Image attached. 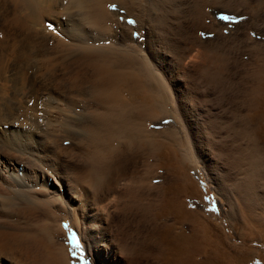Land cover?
Wrapping results in <instances>:
<instances>
[{"label":"bare ground","instance_id":"bare-ground-1","mask_svg":"<svg viewBox=\"0 0 264 264\" xmlns=\"http://www.w3.org/2000/svg\"><path fill=\"white\" fill-rule=\"evenodd\" d=\"M250 1L247 0V2ZM256 1L254 4L257 3ZM60 2L63 1L0 0V264H27L28 262L32 264L35 260L33 251V257L27 256L25 248L21 246L22 228H19L18 215L8 209L10 204L21 208L23 211L37 212L42 216V235L47 244L49 256L53 259L51 262L55 264H70L67 243L64 244L67 242L66 231L68 229L61 227V221L64 220L69 222L76 240L84 243V252L88 264H135L139 262V258H143V260L146 257H148L147 259L152 258L150 255H156L155 259L159 256V264H198V254L203 250L205 261H201V264H214L215 262L217 264L222 262L255 264V256L250 257L245 262V254L240 255V252L237 255L229 253L226 250V243L224 244L219 235L211 240L202 234V241L198 240V220H200L201 213L210 215V217L216 214L207 211L208 202L203 199L198 201L193 197L194 209L189 211L184 210L183 202L181 204L179 201L180 193L185 194L188 190L189 192L197 190L195 184L194 188L192 187L191 181L189 189L186 179L181 178V174L186 171L188 166L185 168L182 161L178 159H183L186 153L190 154L188 159H192L190 160L192 163L187 161L192 166V173L195 172L193 176L196 179L202 177L200 174L207 175L209 173V179L215 183L214 188H211L220 199L223 188L219 184L218 170L215 171L208 165H212L210 159H213L215 154L217 156V153L213 155L214 147H212L213 150L208 148L210 143H207L205 139L203 140L204 129L201 128L200 116H204V114L195 110L193 100H191L192 94H186L184 90L188 87L184 68L187 63H192L193 59L198 58L199 54L204 55V50L202 54L195 47L189 46L184 50V46L181 49V46L178 47L179 45L175 44L172 33L165 29L167 27H162L164 20L168 24L172 21L173 15H175V19L177 18L184 1L99 0L94 2L92 0L91 8L86 6L87 10H93L91 18L94 27L93 25L92 28L88 26L91 30V40L95 42L107 41L108 38L103 36L104 34L100 30L111 37L110 44H108L109 42L107 45L93 43L95 46L89 45L90 43H82L85 42L83 36L80 32H76L73 27L74 18L81 14V10H79L80 13H75L76 15L70 11H60ZM93 2L96 4L94 5ZM188 2L190 1L185 3ZM202 2L198 3V0H193L190 5H184L188 9L192 8V15L195 14L193 17L198 21V24L207 26L208 24L205 22L208 15L205 11L206 6L219 7L221 5L223 8L222 1L208 0L206 5ZM191 3H194L193 6ZM144 8L147 10L146 19L142 18V15L145 14ZM187 8L183 10L187 11ZM225 9L227 10V8ZM228 11L229 9L223 10L226 17L233 13ZM192 15L190 14V17ZM225 16L223 15V18ZM86 17L90 18V14L89 16L86 14ZM91 18H87L88 20L85 19V21L90 22ZM210 19L213 21L214 18ZM129 20L134 21V23H128ZM87 21L86 23H88ZM258 21L254 25L258 31L255 37L248 36L245 38L244 33L243 35L245 40L249 39L247 43L256 52L254 56L261 55L260 57H262L264 55V40L258 39L257 34L262 35L260 26L263 24ZM222 25V23L218 24V26ZM215 26L213 29H216ZM61 31L66 33L71 41L68 44L73 45H64L63 47L60 45L63 55L65 50L69 54L66 55V58L60 57L61 60H56L57 57H53L58 55L53 54L54 56L51 58L52 51L50 48L42 47L40 42L47 37L50 40L55 39L58 41L57 43L62 42V39L60 41L58 38ZM133 32L138 33L136 38L132 36ZM142 34L145 38L139 42ZM124 40H128L130 44L137 42L135 43L137 46L134 44L132 45L134 48L124 46ZM194 40L199 41L197 38ZM43 41L45 43V40ZM78 41H80L79 44H77ZM54 51L56 50L53 49ZM59 53H61L60 49L57 54ZM212 54L214 53L212 52ZM215 55L216 57L212 56L216 58H213L216 61L217 56H222V53ZM39 56H42V59H39ZM194 56L196 57L194 58ZM201 57L203 58V56ZM67 58H74V61L71 60L73 63L70 61L72 65L65 62ZM197 58L193 63L197 61ZM206 59L205 61H207ZM213 59L210 60L215 62ZM65 68H67L68 73H66ZM68 68L73 70L69 72ZM256 70L261 77L254 79V84L252 83L250 88L243 86L246 83L243 79L242 86L245 89H241V91L245 94L241 93V96L245 102L244 104L241 102V104L246 107L245 110L248 107L247 114L253 111L256 120H259L264 117V69ZM256 70L254 72H252L253 70L248 71L251 74H256ZM206 80L210 81V78ZM215 80L217 83L219 79ZM213 81L211 80V85L214 83ZM248 82L250 81L247 80ZM88 101L91 102L89 106L86 105ZM240 114L243 115V113ZM36 119L39 122L35 121ZM242 119L246 120L244 115ZM29 122L30 124L26 128V124ZM248 122H246V126ZM88 123H91L89 128H87ZM149 123L159 129L149 128ZM184 124L189 126L192 132L191 142H186L190 148V150L188 149L189 153L187 150L183 151L180 146L181 140L189 137ZM255 124L253 128L256 126L255 130L259 133V138L262 139L264 128L258 127L257 124L259 123ZM45 126L48 129L47 132L43 130ZM240 126L242 127L241 123ZM235 128L237 130L239 126ZM245 130L243 131L245 132ZM204 132L206 133V130ZM74 135L85 138L90 135V137L88 136V140H90L88 145H83L82 142L81 146L80 143L78 144L79 141L77 142V145H80L79 150L83 154L84 160L68 159L62 155L64 153L62 150H66L75 144L71 138H76ZM259 138L258 136L257 139L253 138L252 145L242 146L240 144L241 146L236 148V151L239 152V154L236 152L238 154L236 157L242 161L239 164L245 165V167L243 166L244 175L237 174L240 171L243 174L238 163L239 166L237 167L240 168H236L240 171L235 170L237 171L236 177L239 175L237 178H242L243 181L240 182L243 185L239 183L243 188L242 201L239 199V203H241L245 213L243 215L248 221L241 224L242 238L245 235L264 232V211L260 209V206L258 207L257 203V205L251 206L253 203L249 201L251 171L256 170L258 174H261L257 165L259 159H264V145L262 142V146L259 145L258 142L261 141ZM57 141H60L59 148L56 146ZM141 142L146 144L147 150H142L146 153L140 150L141 154H138L140 153L138 152L139 149H145L142 146L137 148L138 153H134L132 145L134 143L139 145ZM152 149L159 153L160 159H152ZM230 149L232 150L231 147ZM229 151H227L228 155ZM123 153L124 155L129 153L131 158L120 159ZM133 154L140 155L139 159L137 156L132 159L135 156ZM195 154L204 159L205 163L207 162L208 167L205 171L194 163V158L196 161L200 158ZM218 154L220 155V153ZM227 154L225 153L223 157H227ZM73 156L75 157V155ZM216 156L215 159L220 158ZM230 156L226 160L229 161ZM150 157L151 159H148ZM232 160L234 161V158ZM79 161L85 162L86 165L85 163H78ZM231 164L233 165V163ZM161 169L162 171L159 173L158 170ZM254 171L252 174L256 172ZM261 172H263L262 169ZM170 175H173L171 179ZM189 180L187 181L189 182ZM204 180L208 181L207 179ZM173 181L178 184V186L176 185L179 187L177 190L172 189L174 186L171 182ZM226 185L228 184L226 183ZM240 185L237 184L239 188L236 186L238 191L242 189ZM223 198H225V194ZM226 201L229 200L226 199ZM225 204L227 206L228 203ZM256 208L261 211H256ZM115 211H122L121 213L132 211L133 217L130 216L131 220L128 219L127 223L133 225L141 222L143 223L141 229L138 230V227L129 228L132 230L126 232V229H123L124 231L118 232L115 237L112 236L109 230L110 222H108L112 218L109 220L108 218ZM53 212L54 214L57 213V216ZM170 212L174 215L171 224L170 218L168 219ZM227 216L230 214H226ZM187 218L191 220V227L189 228L185 227L187 223L185 226L183 225ZM225 219L224 221L227 220ZM222 221L217 220L218 226H223ZM211 235L209 236L211 237ZM225 239L227 241L229 238L226 237ZM36 240L40 239L37 238ZM200 243H203V247L199 245ZM245 253L247 254V252ZM147 262L146 264H148Z\"/></svg>","mask_w":264,"mask_h":264},{"label":"rangeland","instance_id":"rangeland-1","mask_svg":"<svg viewBox=\"0 0 264 264\" xmlns=\"http://www.w3.org/2000/svg\"><path fill=\"white\" fill-rule=\"evenodd\" d=\"M61 1H63V2H60L61 4H62V6H61V4H60V8H59V10L60 11H70V12H72L73 14H78L77 12H79V10H81L80 12H81V14H78V15H76L75 17H77V18H74V22L76 23H74V25H73V27L75 28V30H76V32H80V34L83 36V41H85V42H82V43H84V44H89V45H94L95 46V44L97 45L98 43H99V45H107V43L108 44H110L111 43V37H109L108 36V34H106L103 30H100L101 32H103V36H105L106 38H108L107 39V41L106 40H102V41H92L91 40V38H90V28H88V26H91V28H92V25H93V20H92V18H91V16L93 15V10H91V9H86L87 7L88 8H91L90 6L92 5V0H61ZM67 1V2H66ZM89 1H90V3H89ZM94 2H98L99 0H93ZM182 1H184V3L182 4L183 5V7H181L182 9H180L179 10V12H178V14H177V18L175 19V15H171L172 16V21L171 22H168V24H167V21H163V22H165V24H163V22H162V27L164 26V28L165 27H167V28H165V29H167L168 31H170L171 33H172V38H173V40H174V42H175V44L176 45H179L178 47H180L181 49H183V47L185 46V48H184V50L185 49H187V47H195V48H198L199 50V52L201 51L202 52V54H203V50H204V55H201V54H199V52L197 53V55H198V58L196 57V56H194V58L196 57L197 58V61H198V63H197V61L196 62H194L193 63V61H195V59H193V61H192V63H187V65H186V67L188 66L189 67V69H188V67L186 68H184L185 69V78L187 79V83H188V87H186L184 90H185V93L186 94H188L189 93V95H191L192 94V96H191V100H193L192 101V103L194 104V107H195V110H197V112H201L202 114H204V116H200L201 117V119H200V124H201V128H203V129H201L200 127V129L201 130H203V133H204V137H206V138H204L203 137V140L205 139V141L207 142V143H210V144H208V148H210V149H212L213 150V148L212 147H214V149H215V151L213 150V155L215 154V153H217V156H219L220 158L218 159V157L216 156V154H215V156L217 157V159H215L214 157H213V159H210L212 162V165L211 164H208L211 168H213V170H215V171H217V173H218V175H219V184L221 185V187H223L222 188V197H221V199L218 197V195L215 193V191L213 190V188H214V182L212 183L211 182V180L209 179L210 177V174L208 173L207 175L205 174V175H203V174H200L201 176V178H197L196 179V177L195 176H193L194 175V173L195 172H193L192 173V166L190 165V163H192V161H190V160H192V159H188V156L190 155V154H187L186 153V155L183 157V159H178V160H180V161H182V163L184 164V167L185 168H187V166H188V168L186 169V171L184 172V173H182L181 174V178L183 179L184 178V180L188 183L187 184V186L189 187V189H190V184L191 183H193L192 184V187L194 188V184L197 186V190L195 191H190L189 192V190L185 193V194H183V193H180L179 194V201L181 202V204H182V202H183V209L184 210H186V211H189V210H191V209H194V203H193V197L194 198H196L198 201L199 200H205L206 202H208V206H207V211H209V212H214L216 215L214 216V215H212L211 217H210V215H204L203 213H201V215H200V220H198V240L200 239V241H202V237H203V235L205 234V237L206 238H209V239H215V237H217V235H219V238L220 239H223V241H224V244L226 243V250L229 252V253H231V254H234V255H237V254H239V252H240V255L243 253V254H245L246 255V257H245V262H247L248 261V259L250 258V257H253V256H255V264H264V232L263 231H260V232H258V233H256L255 235H248V236H244L243 238H242V234H243V232H242V225L241 224H243L242 222H248L246 219H245V217H244V215H245V213H244V211H243V209H242V206H241V203H239L240 201H239V199H241V197H242V192H243V188L241 187V185H243L242 183H240L241 181H242V178L241 179H238L239 178V175L241 174V176L242 175H244V172H245V170L243 171V166L245 167V165L243 164L242 166L239 164L240 162L242 163V161H240L241 159H237V155L239 154V152L238 151H236L237 149H238V147H239V145L240 144H242V146H246V144L247 145H252L251 143L253 142V138H256L257 139V136H258V138L260 137L259 136V133L255 130V127L256 126H254V128H253V125L256 123H259V124H257V126L258 127H261L262 129L264 128V117H262L261 119H259V120H256V117L254 116V114H253V111L252 112H248V114H247V111H249L248 110V107H247V110H245L246 109V107H244L242 104H241V102L244 104V102L245 101H243L244 99L242 98V94H245V93H242L243 91H241V89L243 90V89H245V88H243V86L245 87H248V88H250V86L251 85H253L254 83H253V80L254 79H258V77L260 78L261 77V75L258 73V71L256 70V69H264V55H262V57H260L261 55H259V56H257V57H255L254 55L256 54V52H254L253 51V49H252V47H250L249 46V44L247 43V42H249V39L247 38V40H245L244 39V35H245V38L246 37H255L256 36V33L258 32L256 29H257V27H255L254 25L256 24V22H257V20H259L260 22H262V24L264 25V19H263V17H264V1L263 0H261V2H260V0H258L259 2H257L256 0H251L250 2H247V0H220V1H222V6H223V8L225 7V8H227V10L229 9V11L228 12H233V13H231L230 15L228 14L227 15V17L228 18H225L226 16H225V14L223 13V10H225V11H227L225 8L223 9L222 7H221V5H219V7H216V6H213V5H211V6H206V8H205V11L207 12V18H206V20H205V22L208 24L207 26H205V25H202V24H198V21L196 20V19H194V17L193 16H195V14L194 15H192L193 14V11H192V8L190 9H188L187 8V6L186 5H190V2H193V0L191 1V0H187V1H190V2H188V3H185V2H187V1H185V0H182ZM204 2L205 0H198V3H200V2ZM208 1V0H207ZM207 1H205L204 3H205V5H206V3H207ZM231 1V2H230ZM254 1H256L257 3H259V4H254L255 2ZM75 2H77L76 4H75ZM84 2H85V6H84ZM93 2V4L95 5L96 3H94ZM202 2V3H203ZM201 3V4H202ZM203 3V4H204ZM79 4H80V6H79ZM184 4H186V5H184ZM193 4L194 3H191V6H193ZM223 4H225V5H227V6H225V5H223ZM248 4H250V5H248ZM93 5V6H94ZM259 5V6H258ZM67 6V7H66ZM87 6V7H86ZM93 6H92V9H93ZM191 6H188V7H191ZM202 6H204V5H202ZM256 6V7H255ZM63 9H62V8ZM69 7V8H68ZM76 8V9H73V8ZM80 7V8H79ZM85 9H84V8ZM230 7H232V8H230ZM233 7H234V9H233ZM71 8V9H70ZM187 8V11H185V10H183V9H186ZM244 8V9H243ZM77 9H78V11H77ZM146 8H144V10H145ZM257 11H256V10ZM90 10V11H89ZM143 10V11H144ZM234 10V11H233ZM237 10V11H236ZM92 11V12H91ZM183 11V12H182ZM79 12V13H80ZM88 12H89V14H90V18H91V20H90V22L92 23V24H88V23H90L89 21H87L88 19H90L89 17H86L85 18V15L87 14V16H89V14H88ZM186 12V13H185ZM191 12V13H190ZM209 12H211L210 14H209ZM235 12V13H234ZM237 12V13H236ZM248 12V13H247ZM223 13V14H222ZM92 14V15H91ZM190 14L192 15V17H190ZM234 14V15H233ZM83 15V16H82ZM145 15V16H144ZM223 15L225 16L224 18H223ZM237 15V16H236ZM259 17H257V16ZM143 17V19H146L147 18V10H145V14H143L142 15ZM214 16V17H213ZM79 17H81V18H79ZM146 17V18H145ZM87 19L86 21L88 22V23H86V21H85V19ZM190 18H192L191 20H190ZM210 18H214L213 19V21L210 19ZM77 19V20H76ZM81 19V20H80ZM128 19V18H127ZM131 19V18H130ZM216 19V20H215ZM78 20H80V21H78ZM215 20V21H214ZM218 20H219V22H218ZM83 21H85L84 22V24H83ZM194 21V22H193ZM258 21V22H259ZM178 22H180V23H178ZM214 22V23H213ZM255 22V23H254ZM220 23H222L223 25L222 26H218V24H220ZM87 26H86V25ZM261 24V25H262ZM167 25V26H166ZM218 26V27H216L215 26V28L216 29H213V26ZM262 25V26H263ZM257 26V25H256ZM262 26H260V29H261V31L262 32H260L262 35H259V34H257L258 36V39L260 38L261 40H264V27H262ZM86 27V28H85ZM93 27H94V25H93ZM161 27V28H162ZM88 28V29H87ZM211 28H212V30H211ZM218 28V29H217ZM80 29V30H79ZM229 29V30H228ZM233 29V30H232ZM61 30V29H60ZM79 30V31H78ZM211 32H210V31ZM219 30V31H218ZM235 30V31H234ZM216 31H217V33H216ZM229 31V32H228ZM234 31V32H233ZM96 32L98 33V31L96 30ZM95 32V34H97ZM137 32H133V34H132V36H134V38H136V36H138V33L136 34ZM210 33V34H209ZM213 33V34H212ZM232 33V34H231ZM240 34V36H239V34ZM243 33H244V35H243ZM144 34V33H143ZM141 35V37H140V40H139V42H141V40H144V38H145V36L144 35ZM216 34H218L217 36H214V35H216ZM247 34V35H246ZM61 35H62V37H61ZM98 35V34H97ZM60 37H58L59 39H60V41H61V39H62V42H59V43H57L58 41H55V39H49V37H47L46 39H48V40H46V39H43V40H45V43H44V41L43 40H41V42H40V45L42 46V47H44V48H50V50L52 51L51 53H52V55L50 54V57L52 58L54 55L53 54H55V55H58V56H55V57H53V58H56L57 57V59L56 60H61V58L62 57H67L68 56V54H67V50H65L64 51V55H63V51H62V49L60 48V45H62L61 47H63L64 45H66V46H72L73 44H71V43H69L68 44V42H71L69 39H68V37L66 36V33H62V31H61V34L59 35ZM64 36V37H63ZM193 36V37H192ZM66 37V38H65ZM216 37V38H215ZM226 37V38H225ZM238 37V38H237ZM104 38V37H103ZM106 38H104V39H106ZM198 39L199 41L197 42V41H195L194 39ZM219 38V39H218ZM241 38V40H238V39H240ZM68 39V40H67ZM127 39V38H126ZM202 40V42H201V40ZM217 39V40H216ZM87 40V41H86ZM186 40V41H185ZM207 40V41H206ZM105 41V42H104ZM203 41H205V42H203ZM43 42V43H42ZM103 42V43H102ZM180 42V43H179ZM196 42V43H195ZM47 43V44H46ZM49 43H51L50 45H49ZM80 43V41H78L77 42V44H79ZM81 43V44H82ZM93 43H95V44H93ZM105 43V44H104ZM123 43H125V44H123L124 46H130V47H133L132 45L134 44V46L136 45L135 43H137V42H134V43H131L130 44V42L128 41V40H124V42ZM129 43V44H128ZM43 44V45H42ZM44 44H46V45H48V46H46V45H44ZM128 44V45H127ZM181 44V45H180ZM183 44V45H182ZM203 44V45H202ZM57 46V47H56ZM137 46V45H136ZM205 46V47H204ZM139 47V46H138ZM205 49H204V48ZM211 47V48H210ZM134 48V47H133ZM203 48V49H202ZM53 49H55L56 51H54L53 52ZM59 49H60V52L62 53H59V54H57L58 52H59ZM206 49H207V52H206ZM212 51H211V50ZM209 50V51H208ZM223 50H225V51H223ZM200 52V53H201ZM210 52V53H209ZM212 52L214 53V54H212ZM219 54H221L222 53V56L220 55V56H217V60L215 61L214 59H216L215 57H216V55L215 54H217L218 55V53ZM207 55H206V54ZM210 55H209V54ZM223 54H224V56H223ZM251 54V55H250ZM59 55H61V56H59ZM67 55V56H66ZM195 55V54H194ZM209 55V56H208ZM212 55H214V56H212ZM200 56V57H199ZM201 56H203V58L201 57ZM42 56H39V59L41 58ZM49 57V56H48ZM59 57V58H58ZM61 57V58H60ZM206 57H209V58H207L206 59ZM255 57V58H254ZM259 57V58H258ZM64 58V59H65ZM207 60V61H205V59ZM214 58V59H213ZM220 58V59H219ZM222 58H223V60H222ZM42 59V58H41ZM63 59V58H62ZM68 59H69V61H68ZM74 58H67V60H65V62H69L68 64H70V65H72L71 64V62L72 61H74L73 60ZM199 59V60H198ZM210 59H213V61H215V62H212V60H210ZM218 59H219V62H221L220 63V65H219V62H218ZM72 60V61H71ZM71 61V62H70ZM209 61V62H208ZM228 61V62H227ZM73 63V62H72ZM212 63V64H211ZM214 63H216V64H214ZM201 64V65H200ZM207 64V65H206ZM210 64V65H209ZM225 64V65H224ZM204 65V66H203ZM224 65V66H223ZM259 65V66H258ZM198 66V67H197ZM209 66V67H208ZM211 66V67H210ZM213 66H215V67H213ZM73 68V67H72ZM197 68H198V70H197ZM209 68V69H208ZM217 68V69H216ZM253 68V69H252ZM67 68H65V71H67L66 70ZM69 69V68H68ZM187 69H188V71H187ZM220 69V70H219ZM73 70V69H72ZM72 70H70L69 69V72L70 71H72ZM213 70V71H212ZM251 72L252 70V72H254L255 70L257 71V73L255 74V73H253V74H251L249 71ZM198 71V72H197ZM201 71V72H200ZM222 71V72H221ZM208 72V73H207ZM218 72V73H217ZM66 73H68V71L66 72ZM220 73V74H219ZM250 75H249V74ZM187 74V75H186ZM254 74H255V76H254ZM190 75V76H189ZM253 75V76H252ZM188 76V77H187ZM247 76V77H246ZM249 76H251L250 78H248ZM257 76V77H256ZM222 77V78H221ZM253 77V78H252ZM255 77V78H254ZM210 78V81H207L206 79H209ZM212 78V79H211ZM246 78H247V80L248 81H250V82H248L247 83V80H246ZM196 79V80H195ZM215 79H219V80H217L218 82L216 83L215 81ZM241 79H242V81H241ZM246 81V83H244L243 81L244 80ZM249 79H251V80H249ZM211 80L214 82L212 85H211ZM198 81V82H197ZM208 82V83H207ZM209 82H210V84H209ZM238 82V83H237ZM240 82H242V83H240ZM207 83V84H206ZM222 83V84H221ZM240 83V84H239ZM243 83H244V85H243ZM253 83V84H252ZM246 84V85H245ZM238 85V86H237ZM240 85V86H239ZM243 85V86H242ZM239 87H240V90H239ZM248 88H246V89H248ZM188 89V90H187ZM189 91V92H188ZM246 91V90H245ZM249 91V90H248ZM242 93V94H241ZM240 95V96H239ZM193 98V99H192ZM242 100V101H241ZM195 102V103H194ZM240 104H241V106H240ZM246 104V103H245ZM86 105H91V102L90 101H88L87 103H86ZM252 105V104H251ZM197 106V107H196ZM240 106V107H239ZM242 107H243V109H244V111H243V109H242ZM199 108V109H198ZM251 108H252V106H251ZM240 109V111L238 112V110ZM78 110H80V109H78ZM209 110V111H208ZM85 111H87V110H85ZM207 111V112H206ZM206 114H205V113ZM240 113H243V115H244V118L246 119V120H243L242 118H243V115L242 114H240ZM236 114V115H235ZM241 115V117H240V115ZM245 116H247V117H245ZM206 117V118H205ZM216 117V118H215ZM250 117V118H249ZM240 118V119H239ZM208 119V120H207ZM249 119H250V121H249ZM240 120V121H239ZM242 120H243V122H242ZM35 121H37V122H39L37 119L35 120ZM205 121V122H204ZM211 121V122H210ZM249 121V122H248ZM37 122H34V123H37ZM246 122H248L247 123V126H246ZM86 123V122H85ZM185 123V122H184ZM220 123V124H219ZM226 123V124H225ZM240 123H241V125H242V127L240 126ZM30 124V122L28 123V124H26V128L28 127V125ZM91 124V123H90ZM89 123H88V126H87V128H89V125H90ZM252 124V125H251ZM255 124V125H256ZM86 125V124H85ZM185 125V128L188 130H186V133L188 134V136L190 137V139H189V137H187V138H184V139H182L181 141L182 142H180V146H181V148L183 149V151H188V149L190 150V148H189V146L187 145V143H189V142H191L190 140H192V132L190 131V127L189 126H187L186 124H184ZM239 126V129L237 128V130H236V128L235 127H237V126ZM148 126H149V128H154V129H159L157 126H154L153 127V125H152V123L150 124H148ZM157 127V128H156ZM231 127V128H230ZM240 127H241V130H240ZM244 127H245V129H244ZM33 128V127H32ZM86 128V129H87ZM226 128V129H225ZM243 128V129H242ZM251 130H250V129ZM28 129H30V128H28ZM85 129V130H86ZM234 131H233V130ZM253 129V130H252ZM43 130H44V132H47L48 131V129H46V126L43 128ZM88 130V129H87ZM206 130V133L204 132ZM228 130V131H227ZM236 130V131H235ZM243 130H245V132L247 131V130H250V131H248L247 133H245ZM237 131H239L238 133H240L241 132V134H238L237 133ZM252 131V132H251ZM250 132V133H249ZM253 133V134H252ZM190 134V135H189ZM229 134V135H228ZM245 134H248V135H245ZM240 135V136H239ZM243 135V136H242ZM244 135H245V139H244ZM76 138H74V137H71L73 140V143H75V144H72V147H68V149H66V150H62V155L65 157H68V159H85L84 158V156H83V154L81 153V151L79 150V146L81 145L82 146V142L84 143L83 145H88L87 143H89V141L90 140H88L89 138H88V136L90 137V135H88L87 136V138H85V137H82V136H80L79 137V135H74ZM228 136V137H227ZM243 138H242V137ZM81 139H79V138ZM248 137H250V138H248ZM228 138V139H227ZM238 138H239V140H238ZM240 138H242V139H240ZM76 139V140H75ZM87 139V140H86ZM186 139H189L188 141L186 140ZM261 138H259V140H260ZM229 140V141H228ZM237 140V141H236ZM243 142H242V141ZM79 141V142H78ZM86 141V142H85ZM235 141V142H234ZM77 142H78V144L80 143V145L78 146L77 145ZM187 142V143H186ZM205 142V144H207ZM231 142V143H230ZM238 144H237V143ZM263 143V145H264V137L261 139V141L260 142H258L259 143V145L260 146H262V143ZM59 143V144H58ZM227 143V144H226ZM65 144H67V143H65ZM138 143H134L132 146H133V148H134V153L136 152V153H138V152H140V150L142 151V150H147V148H145L146 147V144H143L142 142L139 144V145H137ZM183 144V145H182ZM214 144V145H213ZM226 146H225V145ZM74 145V146H73ZM56 146L58 147V146H60V141H57V144H56ZM141 146L142 147H144L145 149H139V148H141ZM185 146V147H184ZM186 146H188L187 148H186ZM207 146V145H206ZM228 146H230L231 148H232V150L230 149V147L228 148ZM241 146V145H240ZM136 147V148H135ZM139 147V148H138ZM186 148L185 150H184V148ZM225 147V148H224ZM264 147V146H263ZM59 148V147H58ZM72 148H73V150H72ZM139 149V151L137 152L136 150H138ZM237 148V149H236ZM77 149V150H76ZM182 149H180V150H182ZM223 149V150H222ZM229 149H230V151H229ZM225 150V151H224ZM70 151V152H69ZM148 151H149V149H148ZM154 151V152H153ZM227 151H229L228 153H229V155L227 154ZM234 151H235V153H234ZM263 151H264V149H263ZM142 152H144V151H142ZM152 153H151V157H152V159H160L159 158V153L157 152V151H155V150H153L152 149V151H151ZM182 152V151H181ZM223 152H224V154H223ZM232 154H231V153ZM238 154H237V153ZM144 153H146V151L144 152ZM183 153V152H182ZM185 153V152H184ZM188 153H189V151H188ZM218 153H220V155L218 154ZM225 153L227 154L226 156L227 157H223V156H225ZM138 154H141V152L140 153H138ZM138 154H133V155H135L134 156V158H132V159H135L136 158V156H137V158L139 159V156H138ZM221 154H222V156H221ZM235 154V155H234ZM73 155H75V157L73 156ZM196 156H198V157H200L198 154H195ZM230 155H233V156H230ZM73 156V157H72ZM230 156V160H231V162H230V160L228 161V157ZM264 156V155H263ZM121 157L122 158H120V159H130L131 158V155H129V153H125V155H124V153L121 155ZM128 157H130V158H128ZM133 157V156H132ZM151 157L150 158H148V159H151ZM155 157V158H154ZM184 158H186L185 160H186V162H185V160H184ZM225 158V159H224ZM226 158H228L227 160H226ZM232 158H234V161L232 160ZM235 158H236V161H235ZM194 159H196V158H194ZM193 159V161H194V163L195 164H197V166H200V167H202L203 169H204V171H205V169L208 167V165H207V162L205 163V161H204V159H202L201 157L199 158V160L197 159V161L196 160H194ZM190 161V163L188 164V161ZM201 160V161H200ZM239 160V161H238ZM260 160V161H259ZM258 160V162H259V166L257 165V168H258V171H260V173L261 174H258L257 173V171L255 172L254 170V174H252L253 173V171H251V187H253V188H251L250 187V198H249V201L250 202H252L253 204L251 205V206H255V205H257L258 204V207L260 206V209H262V211H264V159H259ZM262 160V161H261ZM197 163H196V162ZM228 161V162H227ZM201 162V163H200ZM262 162H263V164H262ZM78 163H80V164H82V163H85V162H83V161H79ZM231 163H233V165L231 164ZM240 165V167H237V166H239L238 164ZM237 164V165H236ZM85 165H86V163H85ZM190 165V166H189ZM207 165V166H206ZM236 165V166H235ZM247 165V164H246ZM263 165V166H262ZM213 166V167H212ZM261 166H262V168H261ZM189 167H190V169H189ZM235 167V168H234ZM240 168V169H242V171H243V174H242V172L240 171V170H238L237 168ZM156 167L154 166V169H155ZM246 168H247V166H246ZM238 170V172L240 171V173H237V174H239V175H237V177H236V172L237 171H235V170ZM260 169V170H259ZM261 169L263 170V172H261ZM189 170V171H188ZM159 171V173H161V171H162V169L161 170H158ZM228 171V172H227ZM168 174H170L169 172H168ZM184 174V175H183ZM172 176L173 175H170V179L172 178ZM187 178H186V177ZM206 176V177H205ZM238 179V180H240L239 182H237L238 180L235 178V177ZM167 177H169V176H167ZM259 177V178H258ZM262 177V178H261ZM235 178V179H234ZM173 179H174V177H173ZM172 179V180H173ZM188 179H190L189 180V182L187 181ZM204 179H207L208 181H205ZM237 180V181H236ZM190 181H191V183H190ZM205 181V182H204ZM235 181H236V185L234 184L235 183ZM260 181V182H259ZM154 182V181H153ZM174 182V183H173ZM173 182H171V184H172V186H174V187H172V189H176L177 190V188H179V187H177L178 186V184H176L175 183V181H173ZM195 182V183H194ZM243 182V181H242ZM226 183L228 184V185H226ZM241 185H240V184ZM235 186H234V185ZM237 184L238 185H240V187L242 188H240L241 190H237V188H236V186H237ZM177 185V186H176ZM204 185V186H203ZM224 185V186H223ZM233 185V186H232ZM171 186V185H170ZM198 187H199V194H198ZM211 187H213V188H211ZM238 188H239V186H237ZM227 189V190H226ZM224 190H226V191H224ZM196 193V194H195ZM225 194V198L226 199H228L229 201H226V199L225 198H223L224 197V194ZM186 196V197H185ZM192 196V197H191ZM229 196V197H228ZM191 197V198H190ZM240 197V198H239ZM232 198H233V200H232ZM238 198V199H237ZM225 199V200H224ZM235 199V200H234ZM184 200V201H183ZM230 200H232L231 202H230ZM241 201H242V199H241ZM228 203L227 204V206H226V204L225 203ZM229 202H230V206H229ZM232 202H235V203H232ZM221 203V204H220ZM257 203V204H256ZM233 204H234V206H233ZM229 206V207H228ZM224 207V208H223ZM262 207V208H261ZM8 209L10 210V211H14L15 213H16V215H18L17 216V218L19 219V221H20V223H19V228L21 229V231L23 232H21L23 235L21 236L22 238H21V246H22V248L24 247L25 248V250H26V254H27V256L29 255V256H31V257H33V256H35V260H34V262H32V260H30L31 262H32V264H55L54 262H51L53 259L52 258H50V256H49V251H47L48 250V247H47V244L45 243V240H44V238H43V235H42V231H43V221H42V216L39 214V213H35V212H33V213H30V212H28V211H23L21 208H19V207H17V206H15V205H13V204H10V205H8ZM21 209V210H20ZM260 209H257L256 208V211L258 210V212L259 211H261ZM238 210V211H237ZM122 211H115V213L113 214V215H110V217L108 218V220L109 219H111L110 221H108V222H110V227H109V230H110V233H111V235L112 236H116L117 234H118V232H121L123 229L125 230V232L127 231V230H132V229H129V228H133V229H135L136 227H138V230H140L141 229V225L143 224V223H134L133 225L132 224H128L127 222L129 221L128 219H130L131 220V217L130 216H132L133 215V213H132V211L130 212V211H123L124 213H121ZM227 212V213H226ZM53 214H54V212H53ZM170 214V215H169ZM226 214H230V216H227L226 217ZM244 214V215H243ZM54 215H56L57 216V213H55ZM234 215V216H233ZM239 215V216H238ZM243 215V216H242ZM127 217V219H126V217ZM211 218H209V217ZM15 217V216H14ZM133 217V216H132ZM173 217H174V215L170 212V213H168V219H169V222H170V220H171V222H170V224L172 223V220H173ZM240 217V218H239ZM242 217V218H241ZM244 217V218H243ZM16 218V217H15ZM14 218V219H15ZM216 218H218V219H216ZM227 220H226V219ZM123 219V220H122ZM224 219L226 220V221H224ZM128 220V221H127ZM213 220V221H212ZM217 220L219 221L220 220V222L222 221L223 222V226H225V227H223V226H221V225H219L218 226V224H217ZM246 220V221H245ZM205 221H207V222H205ZM41 222V223H40ZM124 224H123V223ZM127 224H126V223ZM122 223V224H121ZM186 223H187V225H186ZM204 223H205V225H204ZM225 223V224H224ZM61 224H62V228H65L64 227V225L65 224H67L68 225V227L67 228H65V229H68L67 231H66V238H67V242H64V244H66L67 243V247H68V253H69V257H70V260H69V262H70V264H88V259L86 258V253L84 252L85 250H84V243L83 242H78L77 240V243H78V245H79V247H77V248H73L72 247V245L69 243V236H70V234L71 233H73V229L72 228H70V225H69V222L67 221V220H64V221H61ZM229 224H230V226H229ZM31 225V226H30ZM120 225V226H119ZM121 225H122V228H121ZM132 225V226H131ZM185 227H187V228H189V227H191V220H190V218H187L186 220H185V222H184V224H183ZM130 226V227H129ZM204 226V227H203ZM118 227H119V229H118ZM127 227V228H126ZM207 227V228H206ZM116 228V229H115ZM204 228V229H203ZM218 228V229H217ZM117 229H118V231H117ZM211 229V230H210ZM228 229V230H227ZM120 230V231H119ZM123 230V231H124ZM205 230H207L206 232H205ZM222 230V231H221ZM26 231V232H25ZM112 231V232H111ZM209 231V232H208ZM212 231V232H211ZM34 232V233H33ZM218 232V233H217ZM221 232H223L222 234H221ZM263 232V233H262ZM29 233V234H28ZM31 233V234H30ZM136 233V232H135ZM208 233V234H207ZM210 233V234H209ZM28 234V235H27ZM201 234V235H200ZM203 234V235H202ZM212 234V235H211ZM35 235H37V236H35ZM207 235V236H206ZM209 235H211V237L209 236ZM55 236V235H54ZM202 236V237H201ZM39 238L40 240H36L37 238ZM41 237V238H40ZM229 238V239H227V241L229 242H227L226 241V239L225 238ZM54 238H56V236L54 237ZM244 240H242V239ZM252 238V239H251ZM35 239V240H34ZM22 240H23V242H22ZM28 240V241H27ZM35 241V242H34ZM239 241V242H238ZM242 241V242H241ZM263 241V242H262ZM42 242V243H41ZM241 242V243H240ZM24 243V244H23ZM259 243V244H258ZM46 244V245H45ZM203 243H200L199 245L201 246V247H203V245H202ZM230 244V245H229ZM233 244V245H232ZM227 245H228V247H227ZM234 246V247H233ZM237 247V249H236V247ZM232 247H233V249H232ZM248 247V248H247ZM207 248V247H206ZM208 249V248H207ZM231 249V250H230ZM243 251H242V250ZM32 251H33V253H32ZM204 251V250H203ZM203 251L201 252V253H199L198 254V264H201V261H205L204 259H205V257H203V256H205V254L203 253ZM236 253H235V252ZM242 251V252H241ZM245 252H247V254L245 253ZM73 253H75V254H73ZM85 253V254H84ZM32 254H33V256H32ZM201 254H203V255H201ZM254 254V255H253ZM260 255V256H259ZM150 256H152V258L154 257V259H152V258H150L149 257V259H147L148 257H144L145 259L143 260V258H139V262L140 261H142L143 263H145L146 264V262L148 263V264H159L158 263V259H159V256H158V258L157 259H155V257H157L156 255L154 256V255H150ZM203 257V258H202ZM258 258H259V260H258ZM161 260V259H160ZM27 261V260H26ZM145 261V262H144ZM137 262V263H135V264H143L142 262ZM27 264H31V263H27ZM214 264H217V262H215ZM221 264H229V263H227V262H222Z\"/></svg>","mask_w":264,"mask_h":264},{"label":"snow or ice","instance_id":"snow-or-ice-1","mask_svg":"<svg viewBox=\"0 0 264 264\" xmlns=\"http://www.w3.org/2000/svg\"><path fill=\"white\" fill-rule=\"evenodd\" d=\"M225 18H228V17H225ZM128 23H134V21L132 20H129ZM51 28V26H49ZM65 228L68 227L67 224L64 225ZM69 243L72 245L73 248H77L79 247L77 241H76V237H75V234L74 233H71L70 236H69ZM75 254V253H73Z\"/></svg>","mask_w":264,"mask_h":264}]
</instances>
